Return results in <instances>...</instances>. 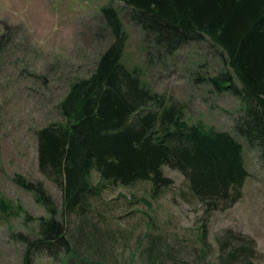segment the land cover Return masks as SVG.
<instances>
[{
	"label": "rangeland",
	"instance_id": "rangeland-1",
	"mask_svg": "<svg viewBox=\"0 0 264 264\" xmlns=\"http://www.w3.org/2000/svg\"><path fill=\"white\" fill-rule=\"evenodd\" d=\"M108 4L119 10L129 36L123 61L131 69L140 68L145 85L183 103L189 123L201 121L230 131L242 142L250 176L243 197L233 207L207 213L192 196L183 174L164 167L173 185L157 198L152 197L149 181L112 185L91 199L86 217L63 216L61 188L39 169L37 131L63 120L58 105L70 82L88 75L111 43L101 13ZM222 69L224 61L208 40L189 42L174 53L146 43L145 34L126 16L121 0H0V197L21 205L32 217L25 219L24 212L20 217L0 214V264H25L26 240L37 236L38 219L49 216L34 193L16 183L17 174L44 184L71 237L79 238L83 250L94 244L96 261L264 264V163L259 151L249 148L234 131L240 99L229 91H217L209 82ZM92 180L100 182L96 171ZM205 225L211 247L203 253ZM91 235L97 241L90 240ZM241 236L253 239L255 250L245 258L237 254L242 258L238 262L225 253L222 242ZM151 243L165 246L169 255L160 262L148 259L142 249ZM33 264L66 262L42 254Z\"/></svg>",
	"mask_w": 264,
	"mask_h": 264
},
{
	"label": "trees",
	"instance_id": "trees-1",
	"mask_svg": "<svg viewBox=\"0 0 264 264\" xmlns=\"http://www.w3.org/2000/svg\"><path fill=\"white\" fill-rule=\"evenodd\" d=\"M121 1L129 21L156 48L174 53L192 41L212 42L224 69L209 82L217 91H229L240 99L234 131L259 151L264 163V0ZM101 13L111 43L88 75L70 82L58 105L63 120L37 131L39 169L61 188L63 216L86 217L91 199L112 185L149 181L152 197L157 198L173 185L164 167L183 174L207 213L233 207L243 197L250 176L242 142L230 131L201 121L189 123L183 103L147 87L140 68L131 69L123 61L129 36L119 10L108 4ZM94 171L99 183L92 180ZM15 181L33 192L49 212L38 219L37 236L26 240L25 264H33L42 254L66 264H105L93 258V243L83 250L79 238L71 237L42 182L20 174ZM23 212L25 219L32 218L21 205L0 197L2 216L20 217ZM207 236L205 225L203 253L211 247ZM88 238L97 241L93 235ZM222 246L238 262L242 258L237 254L245 258L255 250L254 240L243 236L226 238ZM142 254L160 262L169 252L151 243Z\"/></svg>",
	"mask_w": 264,
	"mask_h": 264
}]
</instances>
